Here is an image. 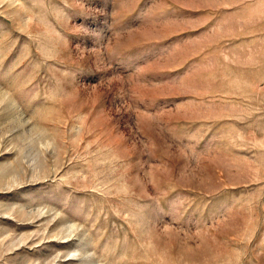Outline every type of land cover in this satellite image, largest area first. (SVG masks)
Segmentation results:
<instances>
[{"label":"rangeland","instance_id":"obj_1","mask_svg":"<svg viewBox=\"0 0 264 264\" xmlns=\"http://www.w3.org/2000/svg\"><path fill=\"white\" fill-rule=\"evenodd\" d=\"M0 264H264V0H0Z\"/></svg>","mask_w":264,"mask_h":264}]
</instances>
